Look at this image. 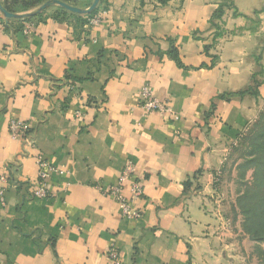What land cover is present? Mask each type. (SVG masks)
<instances>
[{"label":"crops","instance_id":"1","mask_svg":"<svg viewBox=\"0 0 264 264\" xmlns=\"http://www.w3.org/2000/svg\"><path fill=\"white\" fill-rule=\"evenodd\" d=\"M0 1L23 15L0 32V174L10 180L0 264H115L112 246L117 264H258L218 185L264 109V0H101L94 26L55 6L31 24L39 6ZM62 1L86 10L94 0ZM144 84L178 120L144 114ZM12 118L30 125L34 147L11 138ZM37 154L55 170L42 201L32 198ZM127 160L143 182L137 220L104 194Z\"/></svg>","mask_w":264,"mask_h":264},{"label":"built area","instance_id":"2","mask_svg":"<svg viewBox=\"0 0 264 264\" xmlns=\"http://www.w3.org/2000/svg\"><path fill=\"white\" fill-rule=\"evenodd\" d=\"M100 21L99 15H94L89 19V26H94ZM4 31L3 17H0V32ZM32 25L26 24L24 33L30 35ZM139 107L144 114L157 113L168 117L171 120H178L177 114L169 105L158 100L153 96L152 88L149 84H144L139 93ZM9 134L14 140H22L29 147H34V140L31 135V127L29 124L22 122L18 119L12 118L8 124ZM36 177L32 187V198L36 200H45L50 196L48 190V181L50 175L55 170L43 159L41 154L36 155ZM130 182L129 196L124 194V185ZM0 202L5 205L4 193L5 189L9 186V174L6 170L0 174ZM105 195L112 197L121 212L123 218L128 220H137L141 218V211L135 205V202L143 195V182L136 177V168L131 160H127L120 172L118 181L115 185L108 187ZM109 260L115 264L118 261V252L112 246L107 254Z\"/></svg>","mask_w":264,"mask_h":264},{"label":"trees","instance_id":"3","mask_svg":"<svg viewBox=\"0 0 264 264\" xmlns=\"http://www.w3.org/2000/svg\"><path fill=\"white\" fill-rule=\"evenodd\" d=\"M49 1L53 0H21L20 4H22L27 9H33ZM153 1H155L159 5H166L169 0ZM0 4L7 12L13 14L15 13L12 10V7L7 4V2L0 1ZM225 7L229 8L230 5H221L213 14V18L211 21V27L214 33L213 45L216 43V40L222 36V31L220 29L218 21L221 19ZM56 8L58 10H61L65 14H69L71 16H78V14L69 12L61 7L57 6ZM44 12L45 11H42L33 16H28L23 21L31 24L36 23V21L43 19ZM96 12L97 10L94 9L91 13L85 15V21L88 23L89 19L92 18ZM10 20L12 21L15 19ZM3 24L4 29H6L4 21ZM209 48L210 47L206 46L205 51H208ZM262 122L264 123V109L260 113L258 119L253 124H251V127L253 128L258 126L260 127L258 132L252 136V138L250 139L251 142L248 144L251 149L248 155L253 159L249 163L254 165L253 173L251 176V182L250 184L246 183L245 187L247 190L243 193L241 197L237 198L236 200V206L240 212V215L243 217V222L241 225L242 230L246 235L251 238L252 241L256 242L257 244L264 242V169L260 170L262 167H264V124H261ZM249 134H251V131L248 133V135ZM245 136H243L241 140L243 138H246ZM249 137L250 136H248L246 139H248ZM259 173H261L260 176L258 175ZM247 202H249V206ZM250 202L253 205H251ZM258 256L262 258L259 264H264V251L259 252Z\"/></svg>","mask_w":264,"mask_h":264},{"label":"rangeland","instance_id":"4","mask_svg":"<svg viewBox=\"0 0 264 264\" xmlns=\"http://www.w3.org/2000/svg\"><path fill=\"white\" fill-rule=\"evenodd\" d=\"M55 7L57 6L55 5ZM261 124L264 123L262 122ZM259 129V126L255 128L251 126L249 127L247 133L245 134L246 136H244L246 138L248 136L250 137L248 139L243 138L234 148L230 158L224 165L220 182L218 185L220 197L226 203V207L229 208L227 211L231 219L236 220L237 217H239L242 220L241 222H243V217L240 215V212L236 206V200L237 198L241 197L243 193L247 190L245 187L246 183L250 184L251 182V176L253 173L254 165L249 163L253 159L248 155L251 150L248 144L251 142L250 139L252 138V136L257 133ZM250 131L251 134L248 135ZM263 169L264 167H262L260 170ZM260 174L261 173H259L258 175L260 176ZM247 203L249 206V202ZM250 204L253 205L251 202ZM262 251H264V242L257 244L253 249V259L254 261L256 260L258 264L262 260V258L258 256V254Z\"/></svg>","mask_w":264,"mask_h":264},{"label":"water","instance_id":"5","mask_svg":"<svg viewBox=\"0 0 264 264\" xmlns=\"http://www.w3.org/2000/svg\"><path fill=\"white\" fill-rule=\"evenodd\" d=\"M99 3V0H94L93 3L91 4V6L86 9V10H83V9H79V8H76V7H73V6H70L62 1H59V0H53V1H49V2H46L42 5H40L39 7H37L32 13L28 14L27 16H33L37 13H40L44 10H46L47 8L51 7V6H59L69 12H72V13H75V14H79V15H85V14H89L91 13L98 5ZM0 13L4 19V21H8L10 19H17V18H22L23 15H18V14H13V13H9L7 12L0 4Z\"/></svg>","mask_w":264,"mask_h":264}]
</instances>
